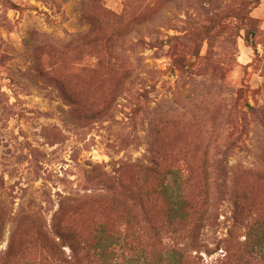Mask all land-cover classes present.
I'll use <instances>...</instances> for the list:
<instances>
[{"label": "rangeland", "instance_id": "1", "mask_svg": "<svg viewBox=\"0 0 264 264\" xmlns=\"http://www.w3.org/2000/svg\"><path fill=\"white\" fill-rule=\"evenodd\" d=\"M40 228L264 264V0H0V264H59Z\"/></svg>", "mask_w": 264, "mask_h": 264}, {"label": "trees", "instance_id": "2", "mask_svg": "<svg viewBox=\"0 0 264 264\" xmlns=\"http://www.w3.org/2000/svg\"><path fill=\"white\" fill-rule=\"evenodd\" d=\"M146 169L147 172H151V173L156 172L153 166L147 167ZM40 234L43 245L49 248L51 255L54 257L55 261L59 264H83L87 259L89 260L92 259V261L95 264H109V261L112 260L111 256H108L106 252L100 250L97 252H93L92 254L91 253L92 251H85V249L81 248V246H78V243L74 238L72 231H70L69 234L68 233L65 234V232L62 233L58 237L59 238L58 241H55L53 238L52 239L49 238L45 233L42 232L41 228H40ZM148 236H151L149 232L144 231L143 233H140L138 229L135 231L133 241L135 240L136 244L140 243L142 240L150 241L152 237H148ZM257 242H259L257 245L258 247L257 254L262 259H264V236H259ZM228 243L230 247L227 249L228 252L225 255L226 258L220 264H243L241 262V257L238 254V251L240 250L239 247L246 246L247 244H249L250 239L245 243H241L239 242L237 236L235 237L231 233L229 235ZM66 244H69L68 246L70 247L72 252V255L70 257H67L65 250H63ZM192 244L193 246L192 245L191 246L195 249L197 247V238H194ZM10 255H12V253H10ZM116 255L117 252H115V257ZM119 256L120 255H118L117 257ZM167 256H166L167 258L162 259L161 262L167 261V264H199L196 262L195 258L192 257L190 250H188L186 247L185 248L173 247L170 249L169 254ZM121 257L125 260V264H158V263H154L153 261H150V259L147 258L143 247L141 249L140 248L135 249V251L129 255L122 253ZM118 259L119 258H117L112 264H120L118 262Z\"/></svg>", "mask_w": 264, "mask_h": 264}]
</instances>
